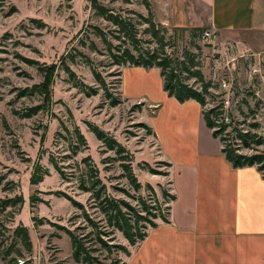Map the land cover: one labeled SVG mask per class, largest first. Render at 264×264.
<instances>
[{
    "label": "rangeland",
    "instance_id": "rangeland-1",
    "mask_svg": "<svg viewBox=\"0 0 264 264\" xmlns=\"http://www.w3.org/2000/svg\"><path fill=\"white\" fill-rule=\"evenodd\" d=\"M97 2L123 17L136 20V14L148 15L144 0ZM150 10L152 12L151 5ZM90 26L104 31L111 28L94 14L87 0H0V174L9 169L14 171L8 176L18 184L12 194L20 193L24 199L12 222H6L5 215L1 218L9 229L3 232L4 237H10L5 246L10 243L16 226L26 227L32 250L26 253L17 245L22 253L21 256L14 254L26 264H80L71 257L70 240L62 227L73 230L83 225L80 218H74L79 212L71 200L86 205L88 196L77 191L73 183L63 182L51 160L57 161L67 172L75 162L89 157L98 168L108 192L132 204L134 202L120 189L128 195L146 196L148 186L160 201L162 192L172 195L169 165L159 156L153 135L142 126L146 124L149 109L142 102L121 97L119 73L123 67H108L109 59L97 38L87 36L95 42L100 54L80 46L81 40L89 43L84 37L91 31ZM144 28L145 25L139 28L140 37L148 39L142 33ZM164 28L167 51L178 56L184 49L195 53L204 79L212 83L210 92L217 96L208 100L205 110L223 101L224 113L230 120L241 124L243 129H249L248 126L256 121L264 135V51L249 48L248 39L240 34H219L203 27L202 34L210 33L208 39H203L200 32L190 30L193 27ZM73 49L82 52L99 67L107 83H111L113 96L120 98L119 104L110 105L102 90L86 97L71 86L60 69V62L65 55H73ZM69 66L84 83L96 86L89 66L81 57ZM45 67H54V76L46 85V93L40 94L36 90L29 93L33 86L43 83ZM149 80L152 90L160 91L157 79ZM222 82L227 88L218 95ZM34 108H37L36 114L29 118L21 116ZM88 123L107 132L126 149L132 159L133 174L141 184L138 193L122 176L118 156L95 138ZM74 128L86 141V148L80 147L76 156L71 154L69 146L75 143ZM260 150L264 151V147ZM37 167L46 169L48 176L38 185L31 186L29 180ZM6 195L0 189V198ZM97 217L101 218L100 215ZM70 219H73L72 226ZM113 243L130 250L119 233ZM94 255L100 264H109L115 257L122 261L126 258L122 253L109 256L102 250Z\"/></svg>",
    "mask_w": 264,
    "mask_h": 264
},
{
    "label": "crops",
    "instance_id": "crops-1",
    "mask_svg": "<svg viewBox=\"0 0 264 264\" xmlns=\"http://www.w3.org/2000/svg\"><path fill=\"white\" fill-rule=\"evenodd\" d=\"M164 27H208L240 34L249 48L264 51V0H149ZM247 46V47H248ZM156 78L160 91L150 84ZM124 100L149 109L159 156L169 164L167 223L135 247L125 264H264V179L256 167L234 169L205 126L194 100L178 103L162 88L157 68L123 67ZM0 264H5L0 260Z\"/></svg>",
    "mask_w": 264,
    "mask_h": 264
},
{
    "label": "trees",
    "instance_id": "trees-1",
    "mask_svg": "<svg viewBox=\"0 0 264 264\" xmlns=\"http://www.w3.org/2000/svg\"><path fill=\"white\" fill-rule=\"evenodd\" d=\"M87 1L90 3L91 9L94 10V14L109 23L111 28L104 31L100 27L90 26L91 31L87 32L84 37L89 43L81 40L80 46L100 54L95 42L87 37L89 34L97 38L103 45L109 59L108 67L129 66L159 69L163 91L169 97L174 98L178 103L194 100L201 106L205 126L212 131V136L221 143V151L231 166L234 169L256 167L264 179V151L260 150L264 147V135L259 131V123L255 121L248 126L249 129H243L241 124L234 123L228 114L225 115L223 101L205 110L209 104L208 100L212 101L217 96L210 92L213 88L212 83L204 79L195 53L184 49L178 56L167 51L169 48L165 40L167 31L154 21L149 2L144 0V6L148 12L147 17L136 14L138 19L135 20L132 17H123L119 13H114L111 9L100 5L97 0ZM142 25H145L142 33L146 34L148 39L140 37L139 28ZM190 30L201 34L203 32V28H191ZM78 56L89 66L96 86L84 83L70 68L69 63L74 64ZM60 65V69L67 76L71 86L86 97L94 96L102 90L110 105L115 106L121 102L119 97L113 96L111 83H107L102 71L98 69L99 67H96L82 52L73 49V55H65ZM99 66L105 67L104 65ZM53 72L54 67H45L42 70L43 83L33 86L29 93H32L33 90L40 94L46 93V85L53 78ZM119 83L121 84V79ZM222 92L220 91L218 95H221ZM36 112L37 108L30 109L29 112L21 116L29 118ZM87 126L98 141L118 156L122 176L127 180L132 190L138 193L141 190V184L133 174L132 159L126 149L97 126L90 123ZM142 126L149 134L154 135L146 124H142ZM72 135L75 143H70L69 146L71 154L76 156L80 152V147L86 148V141L77 128H74ZM51 164L63 182L73 183L77 191L88 196L86 205L70 199L72 206L79 212L74 215V218H80L83 225L73 230L62 227L69 237L71 257L76 263L100 264L97 255L94 254L101 250L109 256L113 253H122L125 257H129L130 251L126 246L113 243L116 233L122 236L129 247H135L147 236L148 227L155 228L157 226L155 222L157 219L164 223L168 222L169 206L165 208L163 206L175 198L167 192H162V201H160L155 191L148 186V195L146 196L128 195L124 189H120L134 202L132 204L124 199L116 198L108 192L107 186L99 177L98 168L89 157L81 159L79 163L75 162V166L68 167L67 172L57 161L51 160ZM12 172L14 171L9 169L6 173L0 174V189L7 194L0 198V260L5 264H18V260H21L14 257V254L21 256L22 253L19 248H16L17 245H20L26 253H30L32 250L28 231L21 224L13 229L10 243L4 245L10 237H4L3 232L9 229L4 225V220L1 217L5 215V221L12 222L13 217L24 204L22 194H12L18 187L17 183L8 179ZM45 176H48V171L37 167L30 177V185H38ZM8 194H12V196ZM97 215H100L101 218H98ZM72 221L73 219L69 220L71 226ZM23 264H26L25 261ZM109 264H125V262L115 257Z\"/></svg>",
    "mask_w": 264,
    "mask_h": 264
},
{
    "label": "built area",
    "instance_id": "built-area-1",
    "mask_svg": "<svg viewBox=\"0 0 264 264\" xmlns=\"http://www.w3.org/2000/svg\"><path fill=\"white\" fill-rule=\"evenodd\" d=\"M209 37H210V33H208V32H205V33L202 34V38H203V39H208ZM226 88H227L226 83H225V82H222V83L220 84V88H219V90H220V91H225ZM18 264H23V261H22V260H18Z\"/></svg>",
    "mask_w": 264,
    "mask_h": 264
}]
</instances>
